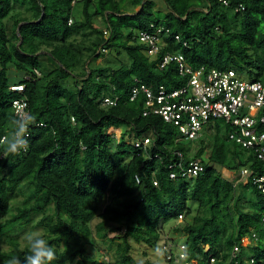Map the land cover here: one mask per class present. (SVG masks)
I'll return each mask as SVG.
<instances>
[{
    "label": "trees",
    "instance_id": "trees-1",
    "mask_svg": "<svg viewBox=\"0 0 264 264\" xmlns=\"http://www.w3.org/2000/svg\"><path fill=\"white\" fill-rule=\"evenodd\" d=\"M226 1L162 0L163 13L155 0H0V138L14 130L12 103L20 96L9 91L11 84L25 85L36 121L28 150L0 160V242L5 237L10 248L0 246V264L30 254L10 234L36 215L56 250L52 264H138L131 242L159 249L169 235L165 226L182 221L180 215L192 221L172 232L185 237L194 263L231 264L237 247L239 264H264V193L255 184L264 177V161L255 149L231 141L221 120L197 140H185L160 116H143V93L130 100L138 83L154 91L185 84L175 63L159 70L158 59L139 44L138 32L157 28L164 29L161 57L180 53L194 68L235 69L264 83V0ZM108 53L128 63L97 65ZM12 66L23 76L16 82L9 79ZM106 98L117 104L104 106ZM112 127L126 130L117 139ZM145 139L147 148L134 146ZM182 141L198 147L185 154ZM193 161L204 166L198 177L184 178L177 168L170 178L171 165ZM222 169L248 174L234 183ZM99 243L114 251V262L89 254L88 246ZM175 244L164 242L174 257Z\"/></svg>",
    "mask_w": 264,
    "mask_h": 264
},
{
    "label": "built area",
    "instance_id": "built-area-1",
    "mask_svg": "<svg viewBox=\"0 0 264 264\" xmlns=\"http://www.w3.org/2000/svg\"><path fill=\"white\" fill-rule=\"evenodd\" d=\"M228 4L226 0H219ZM72 21L70 20L69 24ZM164 29L157 28L153 31H140L137 33L139 44L144 46L145 54L152 60H157V67L163 70L175 63L179 75L185 79V84L175 89H168L166 86H159L156 91L144 84L138 83L132 90L131 101L133 102L140 93L146 98L143 116H160L165 123L173 124L179 128L185 140L194 141L202 136V132L209 124L214 125L216 121H222L231 129L229 138L246 149H255L258 157L264 161V84L258 81H250L242 77L234 69L219 70L207 69L205 66L194 68L187 63L184 55L167 53L161 57L164 50ZM168 33V31H166ZM177 41L181 38L177 35ZM185 45H187L185 43ZM160 56V57H159ZM40 76L38 71H35ZM9 91L20 96L13 101L14 113L17 108L29 102L26 97V87L23 84H11ZM117 100L104 99V106H115ZM40 126H43L40 124ZM113 129V127L111 128ZM29 136L27 139L30 138ZM151 143L150 139L135 142L136 148L144 149ZM3 145H0V149ZM24 152V151H21ZM182 157V154L179 153ZM4 158V153L0 150V160ZM179 168L181 176L184 178H196L203 171L204 166L199 161H193L188 167L183 164H173L170 166V178L176 179ZM248 170L241 172V177H245ZM139 182V178L136 177ZM157 184V183H155ZM255 184L264 193V177L255 180ZM182 220L183 216L180 215ZM250 243L249 238L243 240V244ZM181 245L179 254L170 255V245L164 246V252H168L166 264H196L192 260H182ZM238 248H234L231 264H239L236 261ZM173 261V262H172ZM216 259H210L209 264H215ZM247 264V263H243Z\"/></svg>",
    "mask_w": 264,
    "mask_h": 264
},
{
    "label": "rangeland",
    "instance_id": "rangeland-1",
    "mask_svg": "<svg viewBox=\"0 0 264 264\" xmlns=\"http://www.w3.org/2000/svg\"><path fill=\"white\" fill-rule=\"evenodd\" d=\"M156 2V9L161 10L163 13H166L167 7L166 5L162 2V0H155ZM82 4H79L78 6L75 7L74 12H78L81 10ZM101 17L98 18L97 22H96V26H101ZM7 29H8V33H9V37L11 40H13V30H14V26L12 24V22H8L7 24ZM109 61L112 63H110V65L112 67L116 66V63H118L119 59L121 61H123L124 63H128V59L126 56H121L118 57L114 54H106L103 58H100L96 64L97 65H104L107 64V61ZM239 74V73H238ZM242 77L246 78L245 73L243 74H239ZM22 73L18 72L14 66L9 68V79L11 82H16L19 79H21ZM264 80V78H263ZM126 130L125 128L122 129H111L110 133L111 134H115L117 136V139L120 138L122 131ZM206 131V127L204 128L203 132ZM135 141V139L131 138V143L133 144V142ZM179 147L183 150V152L185 154H189V148H190V153L193 154L196 150V148L198 147V143L197 142H188V141H182L179 145ZM188 151V152H187ZM222 175L225 179L232 181V182H236V180L241 176V173H237V172H232L229 171L227 169H222ZM20 200H22V197L19 198ZM246 206V204H248V201L245 200L243 202ZM192 208L194 209V214L196 215L198 213V206L197 205H193ZM43 216L42 215H36L32 218L31 222L25 226L24 228H18L16 227L14 232H12L10 234L11 237H15L18 239V241L21 243V245L23 246H28L27 244V235L30 233H39L41 236H43L45 234V230L42 226L39 225V221L41 220ZM9 218V217H7ZM100 221V219H96L93 222V226H95L98 222ZM185 221H192V217L186 218L184 216V218L182 219V221H176L175 223H171L169 225L165 226V234H169L168 237H166V240L169 238L171 240H173L176 244L173 245V249L176 255L179 254V250L181 245L183 244V242L185 241V237L184 236H177V235H173V229L175 227L178 226H182L184 225L186 222ZM118 238L119 236H121L120 233H113L111 234V237H115ZM164 239V237H163ZM246 239V238H245ZM6 238L3 237L2 241L0 242V246L3 250H9V246L8 244L5 242ZM165 240V239H164ZM165 240V241H166ZM161 242V246L159 249H155V248H150L145 244H136L135 242H131L132 244V250H131V255L132 257L136 260V262L138 264H143L144 262H146L147 260H150L151 262L155 263V264H166V260H165V254H164V242ZM244 246H247V240L246 242L243 244ZM163 247V248H161ZM88 250H89V254L91 256H94L96 258H100L103 262H107V261H111L114 262V251L109 250V246L99 243L97 245L96 248L91 247L90 245L88 246ZM114 250V249H113Z\"/></svg>",
    "mask_w": 264,
    "mask_h": 264
},
{
    "label": "clouds",
    "instance_id": "clouds-1",
    "mask_svg": "<svg viewBox=\"0 0 264 264\" xmlns=\"http://www.w3.org/2000/svg\"><path fill=\"white\" fill-rule=\"evenodd\" d=\"M25 109L26 105L17 108L15 118L12 121L14 130L10 136L0 138V145L5 146L4 158L8 155L18 156L21 151L26 152L28 150L29 141L27 137L29 136V127L35 124L36 121L34 116ZM113 129L115 128L113 127ZM26 239L30 254L25 255L23 261L17 256H12L5 261V264H52L57 259L55 248L39 233H30ZM188 256V248L183 246L181 259L188 260Z\"/></svg>",
    "mask_w": 264,
    "mask_h": 264
}]
</instances>
